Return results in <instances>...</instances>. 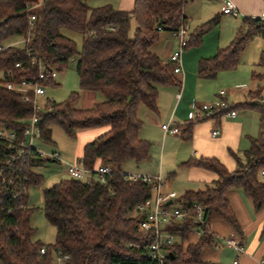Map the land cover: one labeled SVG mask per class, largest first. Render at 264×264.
<instances>
[{"label":"trees","instance_id":"trees-1","mask_svg":"<svg viewBox=\"0 0 264 264\" xmlns=\"http://www.w3.org/2000/svg\"><path fill=\"white\" fill-rule=\"evenodd\" d=\"M187 4L188 0H135L133 11L127 12L111 5L91 8L85 0H0V71L5 74L0 80V126L21 135L34 115L32 103L24 102L23 93L8 90L6 83L19 86L24 81L35 82L43 66L49 78L42 85L57 86L51 74L62 72L74 60L80 91L99 93L105 100L91 108L76 109L80 93H72L60 103L46 99L50 111L39 114L40 141L52 143L54 127L70 139H76L80 131L109 129L84 146L81 160L93 172L91 178L64 179L43 190L45 218L56 229L53 245L33 241L37 230L31 217L36 208L28 205L29 193L21 198L24 207L9 201L6 205L14 208L12 213L0 209L2 264H55L53 250L70 257L63 264H151L137 248L149 238L139 231V218L133 213L153 196L152 186L131 181L123 167L127 162L141 164L151 158V143L139 136L143 125L139 109L156 112L159 86L178 83L175 64L163 62L151 47L158 42L160 32L172 33L181 21L187 22ZM131 20L136 23L132 35ZM219 25L220 17H216L197 28L187 48L199 47L204 36ZM64 29L83 36L81 50L76 41L61 33ZM256 36H264V21L245 19L228 47L199 61V76L213 78L220 71L235 69ZM18 39L23 40V47L11 43ZM17 64L21 67L16 68ZM233 108L256 110L264 120V84L251 94V102L234 104ZM197 122L185 125L184 140L192 138ZM234 156L237 169L233 172L214 158L183 164L213 172L218 180L205 190L189 191L179 198L187 205L197 202L205 207L207 229L196 243L185 247L197 225L192 218L172 222L167 229L177 241L169 248L166 264H217L201 258L205 249L213 250L218 244L210 228L212 217L219 215L241 232L226 198L230 190H243L252 198L256 211L264 209V133L251 140L243 159ZM35 161L39 164L41 160ZM99 163L111 170L106 183L95 173ZM29 176L31 186L43 183L41 175L30 172ZM43 247L47 249L44 255Z\"/></svg>","mask_w":264,"mask_h":264},{"label":"crops","instance_id":"crops-1","mask_svg":"<svg viewBox=\"0 0 264 264\" xmlns=\"http://www.w3.org/2000/svg\"><path fill=\"white\" fill-rule=\"evenodd\" d=\"M233 1L238 8L236 16L221 13V0H188L189 4L184 15L191 34L216 17H220V25L214 28L213 35L208 37L207 33L204 36L199 47L184 49L183 72L176 75L177 84L159 86L157 111L152 112L145 107L139 109V118L143 122L139 136L150 142L152 147L150 160L144 162L146 165L134 175L161 176L165 182L164 191L175 192L178 198L189 191H201V187H205L203 189L205 190L218 180V176L213 172L186 167L183 164L192 159L214 158L219 160L228 171L233 172L237 169L234 155L243 159L244 152L251 145V140L259 138L264 133V120L261 119L258 111L238 109L235 119L212 117L200 120L193 125L190 140H184L182 137L185 129L183 125L188 124L192 115L203 105L220 100L219 94L222 90L226 89L228 102L242 105L251 102V94L263 85L264 75L256 73L255 69L262 66L264 36H256L248 43L235 69L220 71L213 78H202L198 74L200 60L212 58L220 48L228 47L245 19H260L264 12V0ZM85 2L91 8L106 3L105 5L127 12L133 11L135 4V0H86ZM135 28L136 26L133 30ZM174 40L177 41L170 32H160L159 40L151 47V52L157 54L163 62H170L177 48ZM15 43L17 40L13 41V44ZM170 122L183 127L180 135L164 132L162 125ZM108 130L105 127L80 131L77 138L72 139L77 143L76 146L73 145L74 150L70 159L74 163L81 160L84 146ZM214 131H219V135L214 136ZM39 142L46 144L42 140ZM60 153L63 157L64 152ZM100 166L102 167L101 163L98 164V168ZM35 173L41 175L36 171ZM87 177L89 179L92 176ZM34 187L32 186L30 190ZM30 190L28 205L32 206L34 193ZM179 191L182 194H179ZM226 198L235 213L241 232H237L228 222L215 214L211 219L210 228L218 239L219 247L213 250L205 249L201 256L202 260L219 264L221 261L219 251L224 248L236 256L232 264L236 262L261 264L264 261V209L256 211L252 198L241 189L230 190ZM199 238L194 229L184 246L196 243ZM249 238L250 241L247 242ZM230 240H235L241 250L233 247Z\"/></svg>","mask_w":264,"mask_h":264},{"label":"built area","instance_id":"built-area-1","mask_svg":"<svg viewBox=\"0 0 264 264\" xmlns=\"http://www.w3.org/2000/svg\"><path fill=\"white\" fill-rule=\"evenodd\" d=\"M221 2L222 14L229 16H236L238 14V8L233 0H221ZM260 19L264 21V12ZM159 30L162 31L161 29ZM171 34L177 40L179 48L178 51L173 53L170 60L175 64V75H180L183 72L182 54L190 42L191 33L188 23L181 21L178 28ZM33 64L35 63L33 62ZM20 67V64L16 65V68ZM40 67L41 72L37 81H24L19 86L11 82L5 85L8 90L23 93L24 102L32 103L34 110V115L28 121L21 135L5 126H0V209L9 213L14 211L11 205H6L9 201L11 204L17 203L19 207H24L21 198L24 194L29 193L32 187L30 185V172L36 174V168L41 167L45 162H63V157L58 150L46 154L37 146L41 136L38 125L40 122L39 114L50 111L45 101L43 104L40 103V98H44L46 95L45 87L42 83L49 78L45 67ZM56 76L57 72L51 74L53 79ZM29 93H32V96ZM219 97L220 100L212 105H203L198 112L192 115L188 123L212 118L217 115L235 119L238 112L233 108L234 105L226 100V92L222 91ZM183 127L173 122L162 125L164 132H172L178 135L181 134ZM213 135H219V131H214ZM36 158L41 160L39 164L35 161ZM67 167L66 172L71 179L83 181L85 177L93 176V172L84 167L82 160L68 164ZM95 173L99 176L102 183H106V176L111 173V170L108 167L102 166ZM262 176L264 177V171H262ZM129 179L131 181L141 180L152 186L153 196L139 204L133 213L135 217L139 218V231L146 233L149 238L148 241L142 242L137 248L145 252L151 264H166L170 254L169 248L177 241V237L167 229L172 222L192 218L197 225L196 231L198 236L201 237L204 234L207 229V221L205 207L202 204L195 202L187 205L179 201L178 195L175 192H165V182L161 176L142 177L129 175ZM170 202H172V205L169 204ZM230 244L237 250H241L235 240H230ZM132 246L135 247V245ZM218 247L216 245V248ZM46 252V247H43L41 254L44 255ZM53 253L56 258L55 264H63L70 258L60 250H53ZM0 264H2L1 261ZM261 264H264V261Z\"/></svg>","mask_w":264,"mask_h":264},{"label":"rangeland","instance_id":"rangeland-1","mask_svg":"<svg viewBox=\"0 0 264 264\" xmlns=\"http://www.w3.org/2000/svg\"><path fill=\"white\" fill-rule=\"evenodd\" d=\"M36 1H41V0H36ZM105 4L106 3L104 4L100 3V5H96L95 7L97 8L101 6H106ZM135 26H136L135 21L131 20V33H130L131 35L134 33L133 28ZM213 31L214 29L210 33H208V37L210 35H213L212 34L214 33ZM61 33L64 36L76 41L79 50H81L83 43V36L81 34L65 29L62 30ZM13 41H11V43ZM174 42L176 43L175 47H177L175 51H178V42L175 40ZM15 45L19 47H23L24 42L22 39H18ZM255 71L256 73L264 75V56H263L262 66L260 68L255 69ZM4 77L5 74L0 71V79H4ZM55 83L57 84V86L45 87L46 95L44 98H40L41 104H43L46 98L49 99L50 101L57 103L66 101L72 95V93H80V99L77 100L76 103L74 104V108L76 109L91 108L95 104L105 100L104 96L99 93L80 91V82H79L78 74L76 72V66L74 60H72L69 63V65L65 69H63L62 72L57 73V76L55 78ZM262 84H264V81H262ZM222 91L227 92L226 89ZM212 104L210 103L209 105ZM52 139H53L52 143H46L45 145H43L42 143L39 142L37 143V146L40 150H42L46 154H50L54 150H59L60 152H64L63 162L61 163L45 162L41 167L36 168V172L43 175L44 180L41 185L35 186L30 190V192L33 191L34 193L33 194L34 200L32 201V206L36 208V211L31 217V225L33 228L37 230L36 234L33 236V241H39L44 245H53L55 243L56 229L45 218V214L43 211V205H44L43 190L46 188H50L55 183H58L61 180L70 179L66 171L68 168L67 167L68 164L74 163V161H72L70 158H72L71 152H73L74 146H76L77 143L74 140L68 138L66 134L60 128L57 127H54L52 129ZM52 146H56V147H52ZM144 165H146V163L136 164L134 162H127L123 167L124 170L123 172H125V174L127 175L134 176L136 172H140V170L144 167ZM87 180L88 177H85L83 181H87ZM201 188L203 190L205 187L204 188L201 187ZM179 194L182 193L179 191ZM33 197L31 199H33ZM249 241L250 238L247 240V242ZM223 249L219 251L221 254V261H219V264H232L236 256L233 253H231L230 250H225V249L223 250Z\"/></svg>","mask_w":264,"mask_h":264},{"label":"water","instance_id":"water-1","mask_svg":"<svg viewBox=\"0 0 264 264\" xmlns=\"http://www.w3.org/2000/svg\"><path fill=\"white\" fill-rule=\"evenodd\" d=\"M169 204H172V202H170ZM171 255V254H170Z\"/></svg>","mask_w":264,"mask_h":264}]
</instances>
